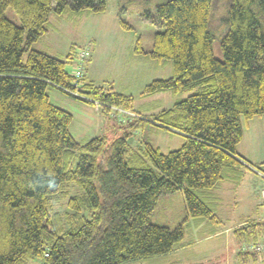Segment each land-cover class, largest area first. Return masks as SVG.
Masks as SVG:
<instances>
[{
    "label": "trees",
    "instance_id": "obj_1",
    "mask_svg": "<svg viewBox=\"0 0 264 264\" xmlns=\"http://www.w3.org/2000/svg\"><path fill=\"white\" fill-rule=\"evenodd\" d=\"M210 1L165 0L141 14L162 29L149 57L170 61L173 71L145 92L195 90L151 119L184 139L163 154L149 144L134 151L121 138L76 142L68 131L71 116L46 92L54 87L102 113H134L130 97L81 84L84 75L75 79L66 71L74 45L64 60L31 49L50 15L100 14L105 0H0V264H125L167 256L191 244L184 221H214V190L226 181L238 186L244 170L258 171L237 147L241 120L264 115V0H231L222 61L213 57L207 30ZM7 8L20 26L5 18ZM134 118L129 126L136 131L144 120ZM69 185L83 195L68 198ZM176 191L185 201L183 223L151 224L160 196ZM66 199L71 214L62 217L54 209ZM231 235L238 264L264 259V252L244 249L263 240L264 219L236 226Z\"/></svg>",
    "mask_w": 264,
    "mask_h": 264
},
{
    "label": "rangeland",
    "instance_id": "obj_2",
    "mask_svg": "<svg viewBox=\"0 0 264 264\" xmlns=\"http://www.w3.org/2000/svg\"><path fill=\"white\" fill-rule=\"evenodd\" d=\"M164 1L105 0L106 9L100 14L84 13L78 16L66 11L62 16H49L47 32L31 45V49L64 60L68 49L74 45L76 57L71 65L66 66L68 73L74 71L78 53L87 49L90 59L84 63V80L81 84L93 83L104 90L118 92L130 97L133 103L134 113L117 108H111L110 113H102V109L94 104L48 86L46 92L51 103L71 116L68 131L76 142L84 144L99 136L105 137L109 142L121 138L134 151L140 152L149 144L163 154L182 146V136L158 128L151 119L186 99L195 90L178 93L171 90L145 92V88L154 81L166 80L173 75L170 61L149 57L153 36L162 29L141 19L144 11L153 12L154 7ZM230 4L231 0L210 1L207 30L211 36L213 57L219 61L223 60L220 43L228 29ZM4 16L20 26L18 17L10 8L4 11ZM121 22L130 28L124 29ZM137 48L141 52H137ZM26 58L24 54L23 62ZM134 116L144 120L141 122L143 126L136 131L129 126L130 122L137 119ZM241 123V149L245 154L248 151L253 153L254 157L251 159L261 161L259 165H255L258 171H252L255 173L253 174L244 170L237 188H233L232 183L227 181L222 183L224 186L221 184L222 188L215 191L221 199L216 211L217 219L205 222L206 226L184 221L186 208L182 191L160 196L150 214V223L172 229L184 221L185 241H190L191 244L176 254L125 264H238L227 261L228 251V256L232 259L238 250L231 235L232 229L258 218V204L263 205L260 204L259 192L264 189V115L247 122L242 119ZM81 195V190L69 185L68 198ZM67 199L54 209L62 217L71 214L66 206ZM209 230L220 233L211 238L205 237ZM29 264L42 263L32 261ZM247 264H264V259Z\"/></svg>",
    "mask_w": 264,
    "mask_h": 264
},
{
    "label": "crops",
    "instance_id": "obj_3",
    "mask_svg": "<svg viewBox=\"0 0 264 264\" xmlns=\"http://www.w3.org/2000/svg\"><path fill=\"white\" fill-rule=\"evenodd\" d=\"M242 139H243V137H242ZM242 141V140H241ZM241 142H240V144L238 145V147H237V154H238V156H240L241 157V159H242V161H244L245 163H249V164H256V165H259V163H261V161H259V160H257L256 158L255 159H251V157H254V154L253 153H251L250 151H248V154H245L244 152H243V150L241 149ZM249 171V170H248ZM250 172H252V171H250ZM253 174H255L254 172H252ZM229 183H231V182H229ZM223 185V184H222ZM222 185H220L216 190H214V195H215V197H216V200H217V207H216V210H215V212H214V219H217V217H216V211H217V209H219V205H220V202H221V199H220V197L217 195V191L220 189V188H222ZM233 185V184H232ZM224 186V185H223ZM230 186V185H229ZM238 186H239V184H238ZM238 186H234L233 185V188H237ZM216 191V192H215ZM260 204H262L261 202H260ZM258 206L260 207L259 209L260 210H258L257 211V213H258V218L257 219H264V205H259L258 204ZM253 220H256V219H253ZM213 231V232H212ZM225 232H227L226 230H225ZM214 233V234H213ZM218 233H220V232H216L215 233V231L214 230H210V232H208L207 234H205L204 236L205 237H212V236H215V235H217ZM203 237V236H202ZM186 246H188V245H186ZM186 246L185 247H183V248H180V249H178V250H176V251H174V252H172L171 254H176V253H178V252H180L181 250H184L185 248H186ZM228 254H229V251H228V253H227V261H228V263H231V262H233V263H237V262H235V260H234V257H232V259H231V257H229L228 256ZM168 256V255H167ZM195 261H199V260H195ZM193 264H198V262H195V263H193Z\"/></svg>",
    "mask_w": 264,
    "mask_h": 264
},
{
    "label": "built area",
    "instance_id": "obj_4",
    "mask_svg": "<svg viewBox=\"0 0 264 264\" xmlns=\"http://www.w3.org/2000/svg\"><path fill=\"white\" fill-rule=\"evenodd\" d=\"M90 56V52L87 49L81 50L76 59L75 69L73 72H71V75L75 79H80L83 76V70H84V63L87 61V59ZM259 198L261 199V203L264 205V189L260 190L259 192ZM246 250H253L255 252H264V238L260 242H258L257 245H249L247 247H244Z\"/></svg>",
    "mask_w": 264,
    "mask_h": 264
}]
</instances>
